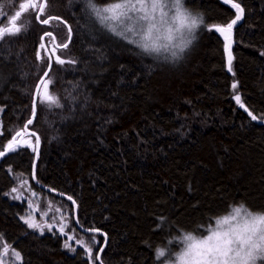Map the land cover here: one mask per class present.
<instances>
[{"label":"trees","instance_id":"1","mask_svg":"<svg viewBox=\"0 0 264 264\" xmlns=\"http://www.w3.org/2000/svg\"><path fill=\"white\" fill-rule=\"evenodd\" d=\"M95 2L103 7L119 0ZM184 2L192 12L204 13L208 25L234 18L235 11L221 0ZM242 3L245 18L233 29V76L226 70L224 43L213 30L198 29L182 59L173 62L167 55L144 54L104 29L89 18L83 0L72 5L49 0L46 13L73 28L65 58L79 62L62 67L53 62L49 93L65 106L41 107L40 96L29 126L40 136L36 180L54 193L34 184L31 149L0 158V236L20 253V264H88L81 247L72 255L64 249L67 237L56 229L40 235L22 222L28 206L9 198L21 179L44 198L62 202L70 210L71 229L89 243L92 233L76 229L73 205L60 193L73 196L80 224L107 233L104 264H161L155 250L171 245L183 230L208 234L216 218L238 206L264 211V125L239 108L231 89L238 81L242 101L254 114L264 113V0ZM0 4L10 15L19 10L9 0ZM21 20L30 23L29 30L7 38L15 41L13 55L0 65L5 150L10 130L14 134L30 115L28 93L37 71H43L36 61L40 35L53 31L57 43L67 35L56 21L43 26L34 14H22ZM45 42L50 49L51 38ZM96 235L103 245V236Z\"/></svg>","mask_w":264,"mask_h":264},{"label":"snow or ice","instance_id":"2","mask_svg":"<svg viewBox=\"0 0 264 264\" xmlns=\"http://www.w3.org/2000/svg\"><path fill=\"white\" fill-rule=\"evenodd\" d=\"M81 0H66L68 5L75 3H80ZM18 3L19 10L15 11L14 14H9L3 12L4 5L0 4V12H3V20H7V24L0 26V65L8 61L13 55L11 44H14V40H9V37H19L25 34L30 27V23H25L21 20L22 14H34V19L36 22L43 26H51L53 21L57 24H62L66 28V39L61 42L56 43L55 47L49 50L46 38H51L52 41L55 40L53 31L45 30L39 37V44L36 49V61L37 68H43V71H37V83L34 89L28 93L31 99L30 105V115L22 123V127L14 131L12 134L10 130L11 138L7 140L6 150L3 144H0V157H4L6 152H18L22 147L26 146L35 153L36 157L39 156V144L40 136L34 131L29 130V126L35 121L37 114V100L41 96L43 98L39 100L41 107L45 104L48 106L55 105L57 108H63L64 103L61 102L60 97L52 95L49 93V86L54 83V74L52 73L53 61L56 65L62 67L65 64L75 65L79 61L75 58H65V50L69 49V45L72 43L73 28L68 24L66 20L61 16L50 15L46 13V8L48 7L49 0H24L20 3L18 0H9V5L14 6ZM226 5H231V8L235 10L234 18L230 22L220 25L212 24L208 25L205 20V15L202 12H197L195 15L189 11V8L185 7L184 0H119V2L106 3L105 6H99L95 0H83L84 10L88 14L89 18H95L104 29L111 32L115 36L122 37L124 40L128 41L131 45H136L144 54L154 55L159 59L161 53H171V58L173 62L182 59L179 53H184L188 49L193 41L196 39L195 32L197 29L203 28L204 30L215 29L221 36H223L224 51L227 53V71L235 75L233 71V52L232 46L233 39V29L237 26L238 22L244 20L246 15L245 6L242 0H223ZM165 9H168L166 11ZM174 9V12L169 16V12ZM158 13V15H157ZM135 14V15H133ZM41 17H44L41 19ZM3 20H0V24H3ZM117 22L113 24L111 22ZM131 34V37L129 36ZM135 37H139L136 39ZM164 38L167 42L161 44V38ZM60 50L57 54V50ZM179 50V52L176 51ZM43 51V55L41 52ZM264 54V53H262ZM165 60L169 57L165 56ZM27 75V74H25ZM238 81H234L231 84V89L233 90V99L240 109L250 117L251 121L260 123L264 125V113L259 115L254 114L252 110L242 101L241 95L236 91L238 88ZM71 96V93H69ZM72 99H76L72 97ZM3 107H0V113L3 112ZM110 123V121H108ZM0 135H3L2 121H0ZM25 135L28 136L25 139ZM18 137L20 139H18ZM32 137L35 138V143L32 142ZM34 175V173H33ZM26 184L27 181H24ZM23 187V184L21 185ZM13 193L17 195L13 196V199H21L23 193L18 192L17 188H12ZM55 191V189H53ZM8 195V193H6ZM35 195V193H33ZM64 196V193H60ZM68 201H71L74 207H78L77 201L73 196L68 195ZM31 208V204H29ZM241 208H234V212L240 213ZM247 215H251L247 213ZM20 219L27 225L29 229L37 230L40 235L44 234L45 227L49 232L53 229V224L44 222L42 226L40 223L36 222L31 215V212L27 216H21ZM61 219H65L62 217ZM76 223L80 226L83 233H92L89 237V243H85L84 240L75 239L73 235L65 233V225H61L59 228V234L66 236L67 238L63 242V247L69 251L75 253L76 246H80L83 250V255L86 257L88 264H104V259L101 258V254L104 253L105 247L108 245L107 233H103L101 229L92 227H84L80 224L78 218H76ZM73 233L75 229L72 230ZM96 233H100L103 236V245H100V241L97 239ZM2 238V237H0ZM75 239V246L70 243ZM258 241H264V235L257 237ZM99 245V247H97ZM3 248V252L0 253V264H4V257L8 254V246L0 245ZM96 249L95 258H93V250ZM12 255L15 260L22 259L20 253L16 252L14 249ZM164 255L163 251H157L156 259L159 260L160 257ZM231 259V264H257L258 261L264 264V247L261 246L259 242H252L251 238L243 243H238L237 249L234 253H229L226 257ZM15 260L13 264H15ZM164 264H167L165 261Z\"/></svg>","mask_w":264,"mask_h":264},{"label":"clouds","instance_id":"3","mask_svg":"<svg viewBox=\"0 0 264 264\" xmlns=\"http://www.w3.org/2000/svg\"><path fill=\"white\" fill-rule=\"evenodd\" d=\"M192 14L195 15L194 12ZM166 42L162 37L160 43ZM182 54L179 53L180 56ZM248 213L251 215L242 216L241 212H234L216 218L215 226L209 229L208 234H201L198 230H183L171 245L159 246L155 251H163L164 255L160 259L167 264H226L228 254L234 253L238 243L249 238L264 247V241L257 240L258 236L264 235V211L249 210ZM227 264H231L230 258Z\"/></svg>","mask_w":264,"mask_h":264},{"label":"rangeland","instance_id":"4","mask_svg":"<svg viewBox=\"0 0 264 264\" xmlns=\"http://www.w3.org/2000/svg\"><path fill=\"white\" fill-rule=\"evenodd\" d=\"M221 1L223 2V0H221ZM228 6L231 7V5H228ZM165 10L168 11V9H165ZM173 12H174V9L169 12V16H171L173 14ZM133 15H135V14H133ZM157 15H158V13H157ZM111 23L116 24L117 22L113 21ZM197 30H196V32H197ZM212 30L215 31L214 28ZM196 32H195V35H196ZM215 33L222 39L223 43H225L223 36H221L216 31H215ZM129 36H130V38H132L131 34H129ZM135 38L139 39V37H135ZM176 51H178V49H176ZM161 55H167V56L171 57L170 53H161ZM226 59H227V53H226ZM232 66H233V71H234V65H232ZM226 70H227V62H226ZM229 74L232 75V73H229ZM24 138L27 139L28 137L25 136ZM24 147H26V146H24ZM24 181H27V183L25 184ZM22 184H23V187H21ZM17 189H18V192L23 193L21 199H19V200L13 199V196L17 195V193H13V192L10 193L9 198L12 201H23L26 203V205L28 206L27 207L28 209H27L26 214L24 216H27V214L29 212H31V215L36 222L40 223L42 226L44 225L45 221L48 223H51V224H53V229H56L57 232H59V228L61 225H65V228H64L65 233H67V230H69V233H68L69 235H73L75 237V239H80L78 237V235H76L75 232L73 233V231L70 227V210L68 211L66 206L61 205L62 202H61V204L54 203L51 200L44 198L41 195V193L36 191V189H32V187L30 185V181L28 179H21L20 183L18 184ZM33 193H35V195H33ZM29 204H31V208H29ZM233 213H234V211L231 212L229 215H232ZM247 213H248L247 210H245V209L241 210L242 216H247ZM62 217H65V219H61ZM32 230H34V229H32ZM35 231H37V230H35ZM44 233H49V231L46 227H45ZM75 239L70 241V243H72L74 246H75ZM84 242L86 243V241H84ZM0 245L8 246L3 238H0ZM78 247H80V246H76V249ZM65 250H67L71 255L74 254L73 252L69 251L68 249H65ZM12 251H13V248L8 246V254H7V256L4 257V264H13V261L15 260V258L12 255ZM2 252H3V248L0 247V253H2ZM164 262H162L161 264H164ZM20 263H21V259L15 260V264H20ZM257 264H261V262L258 261Z\"/></svg>","mask_w":264,"mask_h":264},{"label":"water","instance_id":"5","mask_svg":"<svg viewBox=\"0 0 264 264\" xmlns=\"http://www.w3.org/2000/svg\"><path fill=\"white\" fill-rule=\"evenodd\" d=\"M56 43H57V41H56V39H55V40L53 41V45L50 47L49 50H51L53 47H55ZM58 50H59V49H58ZM53 62H54V61H53ZM41 97H43L42 92H41ZM40 149H41V146H40V144H39V155H40ZM38 158H39V156H38V157H36V155L34 156V163H33V169H32V179H33V182H34V184H35L40 190L54 193V192H52V191L46 189L45 187L41 186V185L37 182V180H36V167H37ZM33 173H34V175H33ZM57 196H58V195H57ZM61 198L67 200V198L64 197V196H62ZM70 202H71V201H70ZM77 212H78V207H74V206H73V214H74V224H75V227H76V229H77L80 233H83L82 230H81V228H80V226L76 223ZM83 234H85V233H83ZM87 234H91V233H87ZM98 234H100V233H98Z\"/></svg>","mask_w":264,"mask_h":264}]
</instances>
